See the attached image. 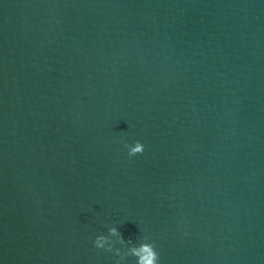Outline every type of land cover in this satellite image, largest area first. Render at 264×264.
Wrapping results in <instances>:
<instances>
[{"label":"water","instance_id":"water-1","mask_svg":"<svg viewBox=\"0 0 264 264\" xmlns=\"http://www.w3.org/2000/svg\"><path fill=\"white\" fill-rule=\"evenodd\" d=\"M143 242L264 264V0H0V264Z\"/></svg>","mask_w":264,"mask_h":264},{"label":"clouds","instance_id":"clouds-1","mask_svg":"<svg viewBox=\"0 0 264 264\" xmlns=\"http://www.w3.org/2000/svg\"><path fill=\"white\" fill-rule=\"evenodd\" d=\"M125 147L128 148L127 154L130 158L143 153V145L140 144L139 142H135L131 146L125 145ZM109 235L119 236V232L117 231V228L115 227L110 228ZM121 241H123L122 238ZM106 242H107V238L103 235H100L97 236L93 241V246L97 250L102 249L106 252H112L111 247L109 248L104 247ZM127 243L130 245L132 241L128 240ZM115 254L120 257V260H123L126 257V256H120L118 252ZM127 256L136 258V264H158V260H159V255L155 250V245L153 243H148V242H143L140 243L138 246L130 247ZM117 264H120V262L117 261Z\"/></svg>","mask_w":264,"mask_h":264}]
</instances>
